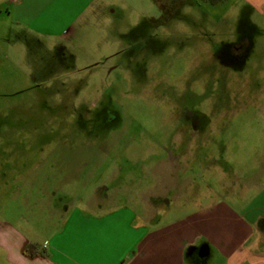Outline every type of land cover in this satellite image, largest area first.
Returning a JSON list of instances; mask_svg holds the SVG:
<instances>
[{
	"label": "rangeland",
	"instance_id": "1",
	"mask_svg": "<svg viewBox=\"0 0 264 264\" xmlns=\"http://www.w3.org/2000/svg\"><path fill=\"white\" fill-rule=\"evenodd\" d=\"M263 167L264 5L0 0V220L105 184L158 228ZM203 243L177 264H225Z\"/></svg>",
	"mask_w": 264,
	"mask_h": 264
},
{
	"label": "crops",
	"instance_id": "2",
	"mask_svg": "<svg viewBox=\"0 0 264 264\" xmlns=\"http://www.w3.org/2000/svg\"><path fill=\"white\" fill-rule=\"evenodd\" d=\"M106 189L102 184L94 197L81 198V207L55 197L24 198V210L0 220V264H177L202 238V257L214 251L225 264H264V167L245 181L236 175L224 196L158 228L147 225L159 219L153 210L142 217L146 224L123 214L126 207L107 210L116 196ZM147 198L161 203L167 192ZM28 208L35 210L27 214Z\"/></svg>",
	"mask_w": 264,
	"mask_h": 264
},
{
	"label": "flooded vegetation",
	"instance_id": "3",
	"mask_svg": "<svg viewBox=\"0 0 264 264\" xmlns=\"http://www.w3.org/2000/svg\"><path fill=\"white\" fill-rule=\"evenodd\" d=\"M203 124H204V123H203ZM203 124H202V125H203ZM194 125H195V131H197V130L200 129L201 123H200V121H198V122H195ZM193 134L196 135L195 132H193Z\"/></svg>",
	"mask_w": 264,
	"mask_h": 264
},
{
	"label": "trees",
	"instance_id": "4",
	"mask_svg": "<svg viewBox=\"0 0 264 264\" xmlns=\"http://www.w3.org/2000/svg\"><path fill=\"white\" fill-rule=\"evenodd\" d=\"M209 2L211 3H218V2H221V1H224V0H208Z\"/></svg>",
	"mask_w": 264,
	"mask_h": 264
},
{
	"label": "water",
	"instance_id": "5",
	"mask_svg": "<svg viewBox=\"0 0 264 264\" xmlns=\"http://www.w3.org/2000/svg\"><path fill=\"white\" fill-rule=\"evenodd\" d=\"M203 256H204V254H203Z\"/></svg>",
	"mask_w": 264,
	"mask_h": 264
}]
</instances>
